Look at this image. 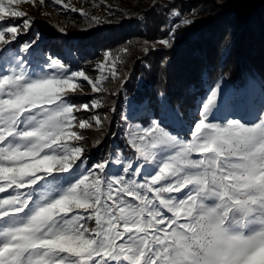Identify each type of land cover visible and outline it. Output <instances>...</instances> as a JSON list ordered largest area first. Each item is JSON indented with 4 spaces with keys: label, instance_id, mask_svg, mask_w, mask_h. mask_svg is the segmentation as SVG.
Instances as JSON below:
<instances>
[{
    "label": "snow or ice",
    "instance_id": "snow-or-ice-1",
    "mask_svg": "<svg viewBox=\"0 0 264 264\" xmlns=\"http://www.w3.org/2000/svg\"><path fill=\"white\" fill-rule=\"evenodd\" d=\"M22 3L37 0H0V264H264V85L259 107L236 118L224 75L209 78L187 138L168 130L183 118L165 105L130 133L135 165L89 166L80 130L107 117H77L104 106L76 103L78 81L101 93L119 57L98 64L94 80L71 49L48 54L38 32L14 49L32 26ZM174 38L171 28L158 43Z\"/></svg>",
    "mask_w": 264,
    "mask_h": 264
},
{
    "label": "trees",
    "instance_id": "trees-1",
    "mask_svg": "<svg viewBox=\"0 0 264 264\" xmlns=\"http://www.w3.org/2000/svg\"><path fill=\"white\" fill-rule=\"evenodd\" d=\"M106 5L100 15L90 12L88 23L74 32L63 34L49 25L40 29L47 39L43 48L58 55L71 49L87 66L108 53L119 57L118 75L108 76L105 90L94 96L104 106L76 114L79 119L107 117L102 128L80 130L87 165L104 162L117 150L127 157L134 154L122 128L121 104L130 97L137 104L148 102L155 113L171 104L186 116L209 78L215 81L223 74L241 85L244 73H256L264 85V0H106ZM184 19L193 22L184 25ZM171 28V46L158 43ZM91 99L77 97L75 102Z\"/></svg>",
    "mask_w": 264,
    "mask_h": 264
},
{
    "label": "rangeland",
    "instance_id": "rangeland-1",
    "mask_svg": "<svg viewBox=\"0 0 264 264\" xmlns=\"http://www.w3.org/2000/svg\"><path fill=\"white\" fill-rule=\"evenodd\" d=\"M101 1L102 0H99V1L98 0H63L61 5H57L55 3L50 2V0H45L44 5L41 6L39 4V0H37V3L35 6H33L31 3H22L20 5L15 6L17 7L18 10L24 11L25 13H27L28 17L32 18V26L27 31L21 30V33L17 36V39L15 41H12L13 48L18 50L19 45H22L26 41L33 39L35 33L37 32L40 33L41 36L43 37L42 43L40 41H38V43H41V47H44L43 42L47 39H45V35L43 34V32L40 31V29L48 25L50 29L57 30L59 32H61L60 30L63 29V32H61L63 34L74 32V30L78 28L79 26H83L88 23L85 20L88 18L90 12L100 15L105 10H107L106 0H103V3H101ZM63 5H67L68 8H65ZM72 8H75L77 10L76 11L70 10ZM80 9H83L84 11L83 15L80 13L79 11ZM23 19L24 18L22 17L14 18V19H11L10 22L13 24L19 25L22 23ZM45 49L47 50L48 54L56 53L53 49H49V47H45ZM63 55H60V56H63ZM72 57H73V59L71 60L72 64L77 68L83 69L86 72V74L92 77L94 80H96L101 75V73L97 71V65L102 62H105V68L107 69L111 61L114 59L111 56H108L106 54L105 56L95 60L94 63L91 64V66H87L83 62H81L76 57V55L72 54ZM116 71H117V64H116ZM217 80H220V78L216 79L215 81ZM105 81L106 80L102 82V86ZM78 82L82 84L83 95L78 93L77 97L93 98L94 96H96L97 93L92 92V88L90 85L87 84V82H83V81H78ZM220 83H221V87L226 89L232 105H235V107L231 109L232 115L234 117L239 118L241 115H244L245 118L247 119L248 116L246 115V113L249 110L259 107L260 94H261L263 83L260 77L256 73H253V74L244 73L243 81L241 85H237V83L232 84V81L227 78L220 80ZM202 97L197 98L195 108L189 109L186 116L180 113L183 118L182 123H172L171 121H169L168 124L170 127H168V130L171 131L174 135H178L181 138H187V135L190 130V125L193 123V121L196 118L195 113L197 111V105L200 103V100L202 99ZM242 101H245V102L242 103ZM147 103L148 102L137 104L133 100V98L130 97L125 102L124 106H123V103L121 104L122 119H123V122H122L123 132L126 131V133L130 136V133H132L133 131H136L139 128L148 126V124L145 126H142L141 124L136 123V120L139 117H145L148 115V112H151L149 111V108L148 110H145L146 108L143 107V106H146ZM94 111L95 109L91 110V112H94ZM137 115H139V117ZM125 116L128 117L127 120L123 118ZM148 118L145 120L147 121ZM229 118H232V117H229ZM172 126H175V127L172 128ZM81 142L83 141H80L79 143ZM120 152L121 151L117 150L116 153H112L110 155V158L107 160L109 161L108 168L106 169L108 172L110 173L119 172V169L118 170L115 169L116 167L119 168V162L117 160L115 161V159L121 157V156L116 155ZM133 155L134 156H132V158L135 157V154ZM86 164H87V159H86ZM114 166L116 167L114 168ZM145 167L149 171L152 170L151 164H146Z\"/></svg>",
    "mask_w": 264,
    "mask_h": 264
},
{
    "label": "crops",
    "instance_id": "crops-1",
    "mask_svg": "<svg viewBox=\"0 0 264 264\" xmlns=\"http://www.w3.org/2000/svg\"><path fill=\"white\" fill-rule=\"evenodd\" d=\"M200 97H202V96H200ZM165 105H169V106H171L170 104H163V106H162V109L159 111V112H157V113H155V111L152 109V108H150L149 107V104L147 103L146 104V106H143L144 108H146L145 110H148V108H149V111H151V112H148V115L147 116H145V117H139V115H137L139 118L136 120V123H139V124H141L142 126H145V125H149V122H151V121H153L154 119H158L159 118V116L162 114V112H163V110H164V106ZM172 107V106H171ZM173 108V107H172ZM149 117V118H148ZM148 118V120L146 121L145 119H147ZM169 123V122H168ZM169 125V124H168ZM180 126V125H179ZM147 127V126H146ZM170 127V126H169ZM173 127H175V126H172V128ZM170 129V128H169ZM125 133V137H126V139H127V141H129V139H130V136L126 133V131L124 132ZM133 150V149H132ZM133 152H134V154H135V151L133 150ZM118 154H120V155H118ZM118 154H116L117 156H121V157H123V158H121V157H119V158H117V159H115V161L117 160L118 162H119V168L118 167H116V166H114V168L115 169H121V167H122V161H126V160H132L133 161V163H134V165H135V163H137V161L135 160V157L134 158H132V156H134V155H132V156H124L122 153H118ZM136 155V154H135ZM121 160V161H120ZM113 166V165H112ZM186 191V190H185Z\"/></svg>",
    "mask_w": 264,
    "mask_h": 264
}]
</instances>
